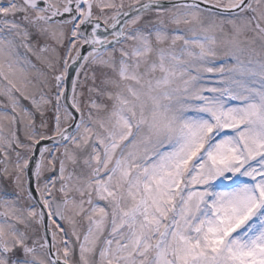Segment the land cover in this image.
Listing matches in <instances>:
<instances>
[{"label": "snow or ice", "instance_id": "obj_1", "mask_svg": "<svg viewBox=\"0 0 264 264\" xmlns=\"http://www.w3.org/2000/svg\"><path fill=\"white\" fill-rule=\"evenodd\" d=\"M0 264H264V0H0Z\"/></svg>", "mask_w": 264, "mask_h": 264}]
</instances>
